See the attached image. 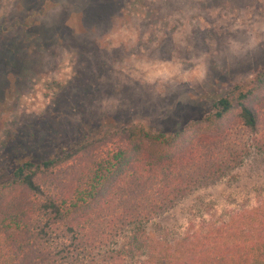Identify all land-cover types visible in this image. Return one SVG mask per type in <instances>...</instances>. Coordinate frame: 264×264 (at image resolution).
Returning a JSON list of instances; mask_svg holds the SVG:
<instances>
[{"label":"rangeland","instance_id":"obj_1","mask_svg":"<svg viewBox=\"0 0 264 264\" xmlns=\"http://www.w3.org/2000/svg\"><path fill=\"white\" fill-rule=\"evenodd\" d=\"M0 14V182L14 153L40 158L106 125L177 128L264 69V0H0ZM246 158L152 230L264 200V153Z\"/></svg>","mask_w":264,"mask_h":264},{"label":"trees","instance_id":"obj_2","mask_svg":"<svg viewBox=\"0 0 264 264\" xmlns=\"http://www.w3.org/2000/svg\"><path fill=\"white\" fill-rule=\"evenodd\" d=\"M252 151L264 153L263 68L177 128L106 125L40 158L14 153L0 182V264H124L135 254L138 264H264L260 198L181 232L150 226Z\"/></svg>","mask_w":264,"mask_h":264}]
</instances>
